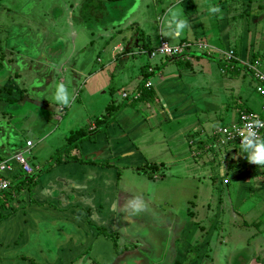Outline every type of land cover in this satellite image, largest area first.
I'll return each mask as SVG.
<instances>
[{
  "label": "crops",
  "instance_id": "crops-1",
  "mask_svg": "<svg viewBox=\"0 0 264 264\" xmlns=\"http://www.w3.org/2000/svg\"><path fill=\"white\" fill-rule=\"evenodd\" d=\"M7 1L0 0V30L3 29L6 31L4 33H8V36L5 37V42L2 43L3 35L2 31H0V135L6 140L5 143H0V153L5 155V157L0 156V161L9 160L17 151L22 152L25 149V147L22 148L20 146L22 149L19 147L16 151H12L10 156H7L8 145H15L13 141L8 142L7 140L11 130L21 134V131L28 132L31 129H36L37 123L32 125V128L27 126L26 123L17 127L14 125L18 120L22 119L20 117L27 110L35 111L36 107H32V102L38 105L40 103L38 98L41 93L51 94V87L55 81L60 83L61 79L68 81L71 75H75L76 78L73 79L78 80V75L87 72L91 64V58L93 59V49L89 43L90 41L76 48L74 40H69V38L76 36L79 32L78 30H75L73 35H68V33L65 35L60 32L59 28H56L52 31V36L48 35L50 28L47 23L49 20H54L59 11L61 16L57 20H60L65 12L64 9L59 10L52 2L53 0H47L48 5L43 4L44 0H20L19 2L18 0H11L10 6H7ZM261 2L262 0H182V4L179 7L183 9V17L188 18L192 25V31L189 32L186 29L180 37L175 39L176 45L183 42L195 45L197 41H201L206 45V50H197L195 46L191 47L189 52H187L188 60L182 58H178L179 60L166 59L163 57L149 59L146 54L155 49L160 41L166 42L161 38H159L158 43L150 44L146 47L143 37L135 36L134 33L130 35L127 44L122 47L123 50H120L119 53L114 51L120 45H115L109 51L111 61H115L120 55L130 58L143 57L144 61L139 65L138 75L136 74L139 80L129 90L123 89L120 92V104L111 99L104 105L105 107L103 106V112L105 113L102 115L105 117V121L101 122L94 117L88 119L85 125L84 138L86 139L96 134L105 133L109 125L116 124L119 130L115 137L126 138L131 136L135 140L132 142L133 144L138 142L144 147L151 145V151H148V155L153 161L150 162L151 159H149L148 164L143 166H156L158 163L160 164L158 166L177 163V167L181 169L180 171L197 179L199 183L197 185L198 190L196 189L198 195L193 193V200H187L188 208H186L187 211L185 213L188 221L197 225L196 227L201 225V221L205 222L208 216L211 218L212 215V219L215 220L216 214H212V210L217 208L219 204L225 207V204L229 205L232 202L228 199L227 192L234 194V208L238 206V202L235 200L243 201L249 197L250 193L260 200H264V167H256L249 164L243 156L241 148H219L215 150L211 147L212 150H208L209 145H207H212V140L210 139L211 131L215 124L228 125L237 118L239 112H253L251 102L248 105L246 99L241 101L237 96L239 102L234 101L229 106L232 112L229 116L226 114L227 109H223V105L218 108L214 106L210 99V96L212 97L210 94L212 91L215 95L218 94L216 90L223 93L229 92V90L223 91L218 88L226 82V80H220L224 73L229 72L231 77H224L228 81L239 80L240 82L244 80L240 71L242 70L240 61L259 59L264 64V14H262V9L264 8ZM150 4L156 9L154 10L156 11L154 18L156 17L155 19L160 23L168 9L159 18L158 11L162 7L161 0H150ZM175 4L176 0L175 3H170L169 5L172 7ZM210 5H218L220 7L222 19L220 14L213 15L207 11ZM47 7H49V10H47ZM39 17H42V20ZM201 18H208L209 23H203ZM66 22L68 27L70 25L72 28L73 25L69 23L68 19H66ZM97 36L99 39L102 38L99 35ZM68 45H70V49H67ZM225 50H232L234 54L233 70L224 68L221 54ZM12 51H15L16 54L12 53ZM74 55L75 57H72ZM18 56H21V58L19 59ZM142 57H139V59ZM60 61H68V64L66 68L62 66L59 71L56 65ZM95 61H98L97 55ZM123 61L122 59L120 62L122 64L119 65V70L123 66ZM156 61L157 63H155ZM29 64L36 71L35 75L37 77H39L37 72L43 76L42 82L46 90L40 89L35 92L33 88L27 85L30 93L26 87L24 89L25 98L23 97L25 100L22 101L21 93L24 87L22 81H24L25 74H27V71L24 72V68ZM107 64V72L115 68L113 63L109 62ZM214 64L217 65L218 73L221 76H217V69ZM148 67L152 68L153 71L151 73L147 72ZM98 70V72H103L105 68ZM54 71L55 73L59 71L67 76L64 78L62 76V78L56 80ZM242 74L246 75L248 73L244 72ZM145 81L150 82L148 89L144 87ZM253 84L255 86V82ZM38 87H40V83ZM239 87L241 88V82ZM250 89L251 84L246 88V93L243 95H247V91ZM85 91L87 92L88 89H85ZM122 93H125L127 97L122 98ZM230 93H232L231 90ZM136 95L138 97L133 99L132 97ZM212 107H214V110ZM262 108L263 106H261ZM217 110L219 115L222 114L221 116L226 112L221 120L216 118ZM199 111L201 114L198 115ZM59 112L63 114L64 109H59ZM49 116L55 118L53 113H49ZM262 117L264 118V116ZM38 119H34V121H43L41 118ZM96 122L101 123L97 124ZM163 122L167 123L169 128H171L170 122L177 124L178 128L176 130L181 128L175 141L166 140L169 131L167 130L168 127L161 128ZM161 129L166 131V135L160 136ZM263 133L262 136H264ZM150 135H153L152 138H149L150 141L144 142L145 139L143 137ZM179 135L185 139L183 143L180 142L181 138H179ZM23 139L18 137L17 142L22 144ZM25 141H30L33 145L29 137H26ZM135 148L136 152L139 151L141 154L139 148ZM189 153L194 154L193 157L189 156ZM208 155H210L208 159L212 158L211 161L204 164L198 163L200 160H204V156ZM221 158H225L223 159L224 161ZM85 159L75 156H70L69 158V156L64 155L60 156V162L57 164L53 161L49 166L42 169H40V166L30 165L32 168V174L28 177L30 179L23 177L19 167L10 160L12 171L8 176L10 187L12 186V188L5 195H3L5 191L0 193V210L5 207L0 215V264H39L30 258L29 255L35 252L41 254L43 251L45 253V250H49L47 239L49 246L54 250L63 249L66 256L71 253L72 259L77 257L78 264H177L178 258L173 253L174 246L170 247L171 257L173 258H168L166 262L165 259L154 262L153 259L147 258L142 252H138V255L120 254L122 252L125 253V250L131 246L136 247L134 246L135 243H130L137 238L133 235L147 234L146 231H137L133 226V221L136 219L141 220L143 214L131 210L132 208L126 209L124 213L116 211L117 214L124 216V218H130V223L125 222L127 219L121 220L120 223L131 225L130 230L133 231L131 233L128 230L113 231L109 228L107 232L103 227H95L93 232L89 230L92 234L85 240L84 234L87 235L88 231L83 230V226L79 225L76 226L79 232H75L74 240L69 237L73 232L69 224L74 221L76 224L83 223V218L75 216L76 214H73L75 217L63 215L68 214L70 209L74 207L84 209L86 204L79 206V203H76L74 205L68 203V198L65 202L59 203L58 199L54 198V200H51L46 198L45 195L58 197V193L64 188L67 191L71 189L88 193L94 191L95 188L90 184L94 182V178L99 174L98 169H96L98 167H95V162L89 158L85 157ZM104 166L108 167L110 165L102 162L101 167L104 168ZM55 168H60L58 171L60 174L49 177L47 173ZM213 169L215 173L211 175L209 172ZM43 173V176L46 175L41 183L42 188H44V197L41 193L37 195V198L33 199L27 196V198L20 197L21 192L25 191L31 183L39 182V178ZM74 173L76 175L73 178ZM64 174L67 177L71 175L72 178L69 180L61 179L65 181L62 185L64 186L63 188H60L61 184L54 186V179L59 176L62 178ZM152 177L154 178V176ZM74 182L79 183V186L76 187L77 185ZM219 182H224L225 185H219ZM218 186L221 187L218 188ZM213 192H215L214 201L211 199ZM221 192H224V201H221ZM218 196L220 198L219 202ZM253 207H256L257 210L260 204H253ZM113 208L115 212L116 207L114 205L112 210ZM136 208L143 212L142 207L136 206ZM250 213L251 211H246L243 214V222L240 226L255 225L256 213H252V215ZM52 222L53 226H51ZM136 223H139V221L134 222L137 226ZM41 226H43V229ZM98 228L102 232H99ZM199 228L202 229V227ZM40 230H43V233ZM80 231L82 234L78 237ZM61 232H64L63 236L60 235ZM41 234L44 235L42 238ZM51 235L54 241L49 237ZM65 237L67 239H64ZM256 237H260V240L264 242V227L263 230H258ZM117 238L122 239V246L116 243ZM153 238L154 241L160 243L162 233L157 230L153 231ZM59 240L62 242L61 247L56 246ZM85 241L87 246H84ZM254 251L260 254V258L264 257V246H257ZM117 255H121L123 259L117 261V258L115 259ZM158 255H161V258H165L166 252L159 251ZM40 256L44 255L41 254ZM52 259L53 257L49 261ZM197 263L211 264L212 261L207 260V253L205 252L204 256L200 254ZM69 264H73V262L71 261ZM262 264H264V260Z\"/></svg>",
  "mask_w": 264,
  "mask_h": 264
},
{
  "label": "rangeland",
  "instance_id": "rangeland-1",
  "mask_svg": "<svg viewBox=\"0 0 264 264\" xmlns=\"http://www.w3.org/2000/svg\"><path fill=\"white\" fill-rule=\"evenodd\" d=\"M19 1L20 0H18V2ZM52 2L59 10L64 9L65 12L62 19L57 20L61 16V12L59 11L55 17L56 20H49L47 23L50 28L48 35L52 36V31L56 28H59L60 32L65 35L66 33H68V35H73L75 30H78L79 32L76 36L69 38V40H74L76 48L90 41L89 43L93 49V59L91 58V64L87 72L78 75V80H74L76 78L75 75H71L68 81L61 79V83L67 86L72 96V103L69 106H61L54 100L56 86L60 84L58 81H55L54 85H52L51 94L46 95L45 92H43L39 95L38 99L40 103L38 105L32 102V107H36L37 110L35 109L34 112L27 110V112L23 113V116L20 117L22 119L18 120L14 125L17 127L20 126V124L26 123L27 126L32 128V125L37 123V127L28 132L21 131V134H19L20 132L17 133L11 130L7 140L8 142L13 141L15 145H8L7 156H10L12 151H16L20 146L23 148L24 139L29 137L33 145L28 153L16 152L22 153L29 165L40 166V169H42L49 166L55 158H60L59 156L64 155L69 156V158L70 156L83 159L87 157L95 162V167H98L96 169H98L99 174L94 178V182L90 184L95 188L94 191L90 193L84 191L77 192L72 189L67 191L64 188L58 193V197H52L48 194L45 195L46 198L51 200H54V198L58 199L59 203L65 202L68 198V203L74 205L79 203V206L86 204L84 209L74 207L70 209L68 214L63 215L67 217H69V215H71V217L81 216L83 218V223L76 224L74 221L69 224L73 230L69 237L74 240L75 232H79L76 226L79 225L83 226V230L88 231L87 235L84 234L85 240L92 234L95 227H103L107 232L109 228L113 231L128 230L129 233H131L133 232L130 230L131 225H125L126 223H130V218H124V216L117 214L116 211L118 210L119 213H124L126 209L132 208L131 210L143 214L141 220L136 219L133 221V226L137 231H146L147 234L133 235L137 238L130 243H135L134 246L136 247H129L125 250V253H120L122 255L127 253H129V255H138V252H142L147 258L153 259L154 262L160 261V259L161 261L165 259L166 262L168 258H173L171 257L172 252L170 251V247L174 246L173 253L178 258L177 264H196L200 254L204 256L205 252L207 253V260L212 261L211 264H246L250 262L262 264L264 257L260 258V254L255 252L254 249L257 246H264V242L260 240V237H256L258 230H263L264 227V200L262 201L250 193L249 197L245 198L243 201L235 200L238 202V206L234 208V194L227 192L228 199L232 202L229 205L225 204V207L219 204L217 208H214L212 214H216L215 220L212 219V215L211 218L208 216L205 222L201 221L199 227H202V229H200L196 227L197 225L191 224L187 216H185L187 211L186 208H188L187 200L191 201L193 200L194 194L198 195L197 185L199 183L197 179L180 171L181 169L177 167V163H169L162 166H158L160 165L159 163L156 166H143L148 164L149 159H151L150 162L153 161L148 155V151H151V145L144 147L137 141L136 144H133L132 142L135 140L134 137L131 136L126 138L115 137L119 130L116 124L109 125L105 133L96 134L86 139L81 138L77 142L76 140L66 141L67 137L75 131H84L88 119L95 117L101 122L105 121V117H103V113H105L103 112V106L111 99L120 104V92L123 89L129 90V88L139 80L137 77L138 68L144 61L143 57L139 56L142 57L139 59V57L130 58L120 55L115 61H111L109 51H111L115 45H120L116 47L114 51L119 53L120 50H123L122 47L127 44L130 35L134 33L135 36L143 37L146 47L150 44L158 43L159 38L166 41L165 43L168 44L169 47H173L177 44L175 43L176 38H165L161 36L162 20L159 23V21L155 19L156 17L154 18L156 14L154 10L156 9L151 6L150 0H53ZM161 2L162 7H160L158 11L159 18L169 9L170 3H175V0H161ZM10 3L11 0H8L6 2L7 6H10ZM43 4L48 5L49 3L47 0H44ZM261 5L264 8V0H262ZM47 10H49V7H47ZM262 14H264V9H262ZM39 19L42 20V17H39ZM66 19L73 25L72 28L70 25L68 27ZM201 20L203 23H209L208 18H201ZM0 31H2L3 43L8 33H4L5 30L3 29ZM97 35L102 38L99 39ZM137 41H139V39H137ZM67 49H70V45H68ZM131 49L134 50L133 48ZM12 53L16 54L15 51H12ZM96 55L98 61H95ZM72 57H75V55ZM155 57L162 56L156 55ZM18 58L20 59L21 56H18ZM122 59L124 61L120 71L119 65L122 64L120 63ZM257 61L264 66L262 61L259 59H257ZM109 62L113 63L115 68L107 72L108 69H106V67ZM155 63H157V61ZM215 63L217 64V62ZM67 64L68 61H60L57 63L56 68L60 71L62 66L66 68ZM216 64H214L215 67L217 66ZM232 64L233 63L228 65V70L233 68ZM100 68H105V70L103 72H98ZM24 69V72L27 71V74H25L26 77L24 81H22V85L24 86L21 93L22 101L25 100L24 89L26 87L27 91L30 93L28 86L33 88L35 92L40 89L46 90L42 82V75L37 72L39 75V77H37L35 75L36 71H34L30 64L25 66ZM59 71L56 73L54 71L56 80L62 78V76L63 78L67 76ZM144 71L146 70L144 69ZM240 71L244 79L240 81L241 88L239 87V80L228 81L224 78L231 77L229 72L221 76L217 69V76L219 75L222 77L220 80H226V82L218 88L223 91L229 90V92L226 91L223 93L216 90L218 94L215 95L212 91L210 94L212 95V97L210 96L211 101L217 108L223 105V109H227V113L224 112L223 116L225 113L230 116L232 112L229 106H231L234 101L239 102L238 98H240L241 101L246 99L248 105L249 102H251L254 113L264 116V99L259 97L255 92L254 80L249 78L250 76L248 74H246L247 76L243 75L242 73L244 72L242 70ZM39 83L40 87H38ZM250 84L251 89L248 90V94L244 96L243 94L246 93L245 90ZM85 89H88V91L86 92ZM230 90L233 94L230 93ZM261 106H263L262 109ZM62 108L64 112L60 114L59 109L62 110ZM212 109L214 110V107H212ZM49 113H53L55 118L49 116ZM199 114H201L200 111L198 112V115ZM216 114V118L220 120L223 118V116H221L222 114L219 115L218 110ZM38 118H41L43 121L38 122ZM34 119L38 120L34 121ZM223 120L225 121V119ZM101 122L96 123L100 124ZM172 122H170L171 128H169L165 122L161 124V128L168 127L167 130L169 133L167 134L168 137L166 140L175 141L178 138L181 128L176 130V128H178L177 124H172ZM164 134L166 135V131L161 129L160 136ZM18 137L24 138L22 144L17 142ZM152 137L153 135L143 137V139H145L144 142L150 141L149 138ZM179 138H181V135H179ZM184 141L185 139L182 137L180 142L183 143ZM1 142L5 143L6 140L0 135V143ZM207 145H209L208 148H217L214 144ZM135 147L139 148L141 154L139 151L136 152ZM226 148L234 147L229 146ZM128 154L130 155L128 156ZM188 155L193 157L194 154L189 153ZM0 156L5 157V155L1 153ZM208 157H210V155L204 156V160L201 158L202 160L198 163L204 164L211 161L212 158L208 159ZM223 159L221 158V160ZM102 162H106L110 166H104L103 168L101 167ZM59 169L60 168L52 169L47 175L53 177L56 174H60L58 172ZM209 173L213 175L215 170L213 169ZM43 175L44 173L40 176L39 182L31 183L25 191L21 192L20 197L27 196L33 199L37 198V195L40 193L44 197V188H42L41 183L46 175ZM75 175L74 173L73 178ZM152 176H154V178ZM70 178H72V176L69 175V177H67L66 174H64L62 178L59 176L54 179V186L61 184L60 188H63L64 186L62 185L65 181L61 179L69 180ZM75 184L77 185L76 187L79 186V183ZM219 185H225V183L219 182ZM220 187L221 186H218V188ZM214 195L215 192H213V197H211L212 201H214ZM223 196L225 197L224 192H221V201H224ZM257 203L260 204V207L256 210V207L252 208V206ZM113 205L116 207L115 212L114 208L112 210ZM136 206L142 207L143 212L139 211ZM4 209L5 207L0 210V215L3 213ZM246 211H251L250 215L256 213V222L254 226L245 225V228V226L240 225L243 222L242 217ZM73 214L76 215L74 216ZM125 219H127L125 221L126 223L121 224V220ZM136 221H139V223H136L137 226L134 224ZM53 225L52 222L51 226ZM41 228L43 229V226H41ZM89 230H92V232L90 233ZM155 230L162 233L160 243L154 241L153 231ZM40 231L43 233V230ZM63 234L64 232L60 233L62 236ZM81 234L82 232L80 231L78 237ZM40 236L42 238L44 235L41 234ZM49 237L52 239V235ZM64 239H67V237ZM52 240L54 241V238ZM116 243L122 246L123 241L117 238ZM47 244L49 250H45V253L44 251L41 253L44 256H40L41 254L39 252H35L29 255L30 258L39 264H69L71 261L73 264L79 263L77 257L72 259L71 253H68L66 256L63 249L54 250L50 247L48 239ZM57 245L61 247L62 242L59 240V242L56 243V246ZM84 246H87L86 241ZM159 251L166 252V257L161 258V255H158ZM51 257H53V259L49 261ZM108 257L110 258V256ZM116 258L117 261L123 259L121 255H117L115 259Z\"/></svg>",
  "mask_w": 264,
  "mask_h": 264
},
{
  "label": "built area",
  "instance_id": "built-area-1",
  "mask_svg": "<svg viewBox=\"0 0 264 264\" xmlns=\"http://www.w3.org/2000/svg\"><path fill=\"white\" fill-rule=\"evenodd\" d=\"M165 44H166L165 42L160 41L155 49L149 51L146 54L147 57L150 59V58H154L156 55H159L166 59H173L176 57H180L182 59L188 60L187 52H189V49L191 47L195 46L197 50H206V45L201 41H197L195 45L187 42V43H181L173 47H169L171 49L170 52L162 53L159 50H161ZM152 53H156V55L153 56ZM221 56L224 63V68L228 69V65H230L232 61L235 60L232 50L224 51L221 54ZM239 63L242 66V70L248 73L251 79L254 80L255 92L258 94L259 97L264 99V67L260 63H258L257 60H252V59L240 61ZM152 71H153L152 68L150 67L147 68L148 73H151ZM144 87L145 89L146 88L148 89L150 87V82L145 81ZM126 97H127L126 94L122 93V98H126ZM137 97L138 95L133 96L132 98L135 99ZM253 119H259L260 121L264 122V118L257 113L250 111L248 112L241 111L238 113L237 118L232 123L225 126L215 124L212 127V138L216 139L215 146L219 147L226 145L227 147L230 146V147L241 148L240 138L237 135V129L242 128L246 122ZM263 132H264V128H260L259 129L260 135H262ZM31 146L32 144L30 141H25L24 142L25 149L24 151H22V153L28 152ZM22 153H15L10 157L9 160L6 159L0 161V193L7 190L10 186V180L8 176V174L12 171L10 160H12L19 167L23 177L28 178L31 176L32 168L27 163V160L24 159Z\"/></svg>",
  "mask_w": 264,
  "mask_h": 264
},
{
  "label": "clouds",
  "instance_id": "clouds-1",
  "mask_svg": "<svg viewBox=\"0 0 264 264\" xmlns=\"http://www.w3.org/2000/svg\"><path fill=\"white\" fill-rule=\"evenodd\" d=\"M182 0H176V4L169 7L167 13L161 21V36L165 38H178L187 29L192 31V25L188 18L183 17V9L179 7ZM210 14H221V9L218 5H210L207 8ZM162 53L170 52L168 44H165L161 50ZM153 56L156 53H152ZM54 100L57 104L67 107L72 103V96L69 93L67 86L60 83L56 86ZM225 126V125H223ZM264 128V122L259 119H253L245 123L242 128L237 129V135L240 138V146L243 156L247 162L256 167H264V136L260 135L259 129ZM234 138V137H233Z\"/></svg>",
  "mask_w": 264,
  "mask_h": 264
},
{
  "label": "trees",
  "instance_id": "trees-1",
  "mask_svg": "<svg viewBox=\"0 0 264 264\" xmlns=\"http://www.w3.org/2000/svg\"><path fill=\"white\" fill-rule=\"evenodd\" d=\"M183 43H185V42H183ZM180 59V57H176V58H173V59ZM178 59V60H179ZM232 62H235V60H233ZM243 72H245L244 70H242ZM108 111V110H107ZM244 112H248V111H244ZM108 113H110V112H108ZM107 113V114H108ZM106 118H107V116H106ZM98 127H99V125H98ZM84 136H85V132L84 131H75L73 134H71V135H69L68 137H67V139H66V141H75L76 140V142L78 141V140H80L81 138H84ZM211 140H212V144H214L215 145V141H216V139H214V138H212V131H211V138H210ZM227 146L226 145H224V146H219V147H217V148H215V150L216 149H219V148H226ZM213 148V147H212ZM63 150H65V149H63ZM208 150H212L211 149V147L210 148H208ZM59 151H61V150H59ZM60 157V156H59ZM54 161V163L55 164H57L58 162H60V158H55V160H53ZM27 179H30V178H27ZM12 188V186L10 187L9 186V188L7 189V190H5V193H3V195H5L6 193H8L9 192V189H11ZM99 232H102V230L101 229H97Z\"/></svg>",
  "mask_w": 264,
  "mask_h": 264
},
{
  "label": "flooded vegetation",
  "instance_id": "flooded-vegetation-1",
  "mask_svg": "<svg viewBox=\"0 0 264 264\" xmlns=\"http://www.w3.org/2000/svg\"><path fill=\"white\" fill-rule=\"evenodd\" d=\"M143 262V261H142ZM129 263H131V262H129ZM132 264V263H131Z\"/></svg>",
  "mask_w": 264,
  "mask_h": 264
}]
</instances>
